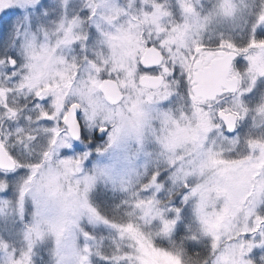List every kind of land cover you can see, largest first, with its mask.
<instances>
[{
    "label": "snow or ice",
    "instance_id": "6c2138e0",
    "mask_svg": "<svg viewBox=\"0 0 264 264\" xmlns=\"http://www.w3.org/2000/svg\"><path fill=\"white\" fill-rule=\"evenodd\" d=\"M0 264H264V0H0Z\"/></svg>",
    "mask_w": 264,
    "mask_h": 264
}]
</instances>
